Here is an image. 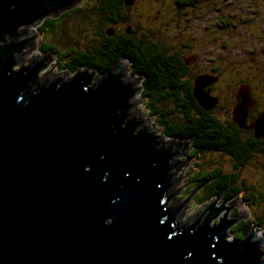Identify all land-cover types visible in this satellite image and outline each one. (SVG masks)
Returning a JSON list of instances; mask_svg holds the SVG:
<instances>
[{"label":"water","instance_id":"water-1","mask_svg":"<svg viewBox=\"0 0 264 264\" xmlns=\"http://www.w3.org/2000/svg\"><path fill=\"white\" fill-rule=\"evenodd\" d=\"M82 1L0 0V264H264V237L255 228L227 240L244 211L212 225L225 208L215 200L179 227L180 208L170 207L165 192L180 167L172 157L188 145L156 141L131 117L140 77L125 80L123 57L95 88L84 81L86 70L52 78L54 56L36 52L35 28ZM10 66L27 67L14 79ZM38 74L37 88L22 93L23 80ZM210 83L195 81L205 110L217 103L204 89ZM251 93L248 84L238 90L240 128H248ZM250 128L264 139V112Z\"/></svg>","mask_w":264,"mask_h":264},{"label":"flooded vegetation","instance_id":"flooded-vegetation-1","mask_svg":"<svg viewBox=\"0 0 264 264\" xmlns=\"http://www.w3.org/2000/svg\"><path fill=\"white\" fill-rule=\"evenodd\" d=\"M105 1L109 2V0ZM142 1L146 0H125V3H122L120 7H114L113 2L110 1L112 7H109L110 10L105 12L101 8L105 2L96 0L95 5L91 6L96 17L94 18L92 13H87L84 17L86 20L91 19L90 24L84 27L81 23L77 24V28L82 29V32H86L87 35L90 26L96 29L95 32H90L91 35L93 33L94 35L90 39L92 42L87 47L107 42L110 47L117 50L111 51L110 54L119 60L121 57L124 58V51H128L124 48L127 45L126 39H130L133 46L136 44L141 47H144L143 44L147 40L154 42L148 37L150 33L154 35L153 28H148V33H144L142 32L144 25L129 23L130 10ZM155 1L158 2V6L146 7L141 4L140 11L152 13L153 20L174 27L175 34L170 40V47L163 44L168 50L166 56H173L175 61L178 60L182 79L188 80L193 89L197 78L207 77L211 80V83L204 89L217 100V103L208 112L212 115L216 111L219 117L214 118L223 125L225 123L236 125L246 139L254 140L256 143L255 148L251 151L257 153L256 156L258 153L264 155V139L257 138L255 130L250 128L252 123L264 112V0ZM97 20H99V24ZM138 20H140L139 17ZM240 50L242 51L240 55L245 57L237 61L235 56ZM86 51L87 49H85ZM99 52L101 50L93 49L90 55L95 56ZM66 54H70V57L67 58L71 63H79L83 61L82 59L87 58H78V55H81L79 50L66 52ZM230 54H233V57L229 56ZM147 57L152 58V56H144L143 59ZM92 58L94 57H88V59ZM233 59L235 69L231 67L225 71V62L230 64ZM129 69L132 70L131 65H129ZM245 84L252 88L251 96L255 104L249 108L245 118L248 128H240L234 118L240 120L242 116L234 115L233 110L242 102L238 100V90ZM256 88L259 89V92H256ZM223 94H226L227 97L225 98ZM197 102L199 101L197 100ZM181 129L188 132L191 128H183V126L175 128V130ZM247 151L249 150L244 149L242 152L246 160L251 157L250 152ZM227 179L209 180L201 188V198L206 200L213 196L226 195L229 190L226 187ZM233 188L236 189L237 186L234 185ZM256 198V200H263L264 192L258 193ZM257 225V221L242 220L238 224L237 230L248 233Z\"/></svg>","mask_w":264,"mask_h":264},{"label":"rangeland","instance_id":"rangeland-1","mask_svg":"<svg viewBox=\"0 0 264 264\" xmlns=\"http://www.w3.org/2000/svg\"><path fill=\"white\" fill-rule=\"evenodd\" d=\"M96 0H83L82 3L73 9L66 11L65 13L61 14V16H64V21H61L59 24L60 27L57 29V33L60 36L62 33V40L59 39L58 36H56V39H58L59 42H57L58 48H60L61 51H63L66 47L74 46L76 49H85L87 48V45L91 43L90 39L93 37V35L90 34V32H95L96 29L93 26H90L88 28L87 33L82 32V29L77 28V24L81 23L83 27L85 25H89L91 22L90 20L85 19V15L87 13H92V16L95 18L96 14L95 11H92L93 5H95ZM143 4L146 7L149 6H158V2L155 0H146L137 3L133 9L130 10L131 16L129 23L130 24H140L144 25V29L142 32L148 33V28H153L155 30L154 35L150 33L148 36L150 39H152L155 43L162 42L165 45L170 47V40L173 39L175 30L174 27L168 26L167 24L164 25L158 22V20H153L152 13L149 12H143L140 11V6ZM138 17L140 20H138ZM55 19V18H54ZM99 24V20H97ZM37 30L38 38L36 40V52L38 54H43L39 49V44L43 40L45 41L48 39V34H45L42 36L40 32L38 31V28H35ZM64 30V32H63ZM98 31V30H97ZM140 37V35H139ZM164 37V38H163ZM62 41V43H61ZM64 42V43H63ZM242 51L240 50L238 54L235 56V59L241 60L245 56L240 55ZM229 56L233 57V54H230ZM58 62L55 61V58L50 63V70L52 74V78H61L62 80L71 79L75 74L79 73L78 71H75L74 73H71L68 70H61V66L65 63L64 60H61V56H58ZM124 61H126V58H123ZM234 61V59H233ZM230 61V64L226 61V69L233 67L235 69V61ZM127 62V67L123 74H125V80L128 82H133L139 77L133 73V70L129 69L130 63ZM245 68V67H244ZM86 69H79L80 73L85 71ZM88 72V71H87ZM94 72L89 71L87 75L90 76V74ZM97 71L94 72L92 75V79L95 80V82L100 81L101 76H98L97 79H94V76H96ZM140 88L135 95L132 96L131 99V117L138 119L141 124L142 128H148L149 132L153 134L155 137L154 139L156 141H161L163 137L164 143L172 142L173 139H169L168 137L164 136L162 134V129H159L155 126L156 122L154 117L149 115V110L147 108L148 101L146 102L145 98L142 97V78L137 81V84L135 86V89ZM169 90V89H168ZM194 92V89H193ZM256 92H259V89L256 88ZM223 96L226 98L227 95L223 94ZM165 104V105H164ZM157 105L160 109L163 110H169L172 108L175 113L174 115L175 120L181 123L184 119V114L181 109H176L174 106V103L170 100L167 102L160 104L157 102ZM164 105V106H163ZM150 107V105H148ZM215 107V105H214ZM213 107V108H214ZM203 108V107H202ZM212 108V109H213ZM204 109V108H203ZM211 109V110H212ZM205 110V109H204ZM206 112L210 110H205ZM220 112V110H218ZM193 114L197 115V113L192 112ZM214 117H219L218 113L214 111L212 113ZM131 119V118H130ZM151 128V129H150ZM178 131V130H176ZM175 142L180 141L181 143H185L188 145V147L183 150L184 155H175L172 157L171 165L179 164L180 167L178 171L175 172V167L172 170L173 174V181L174 184L170 188V207H178L180 208L177 216H178V224L179 227L183 225L185 222H193L194 219L199 216V214H202L203 211L206 209V207L209 204H212L213 202H216L215 207H220L221 205H224V209L219 213L217 220L212 222V225L217 224V221L222 220V218H226L228 221L230 220H236L239 218L241 213L244 211L246 213V217L243 219L240 218L235 223L230 226L227 229V240L229 242H233L236 238H239V234H244L243 231L238 232L237 227L240 221L245 220H251V221H257V226L254 227L255 230L257 228V232L260 234V236L264 237V199L263 200H256L258 193L264 192V155L261 153L256 156L257 153H254L253 151H250L251 157L242 165L239 164L238 159L233 157L232 155H229L222 151H208V150H199L194 147L193 139H174ZM174 149L176 150V147L174 146ZM216 168L221 169L224 171V173H229L236 176L235 183H231V188L237 186L238 190L236 193H234V196L232 198H228L227 194L222 196H213L210 198V200H206L204 202L200 203L201 198V188L203 185H205L206 182H201V184H198V178L201 177V174H209L211 176ZM172 177V176H171ZM214 181V180H213ZM212 181V182H213ZM243 183L246 184V187L248 189H243ZM249 187H251V191L249 190ZM199 188V193L194 195L192 198L189 199L190 194L192 191ZM236 188V189H237ZM263 188V190H262ZM235 189V190H236ZM190 191L189 195H186L187 192ZM197 191V192H198ZM186 195V196H185ZM234 201V202H233ZM232 207V208H231ZM228 208V209H227ZM231 208V209H230ZM209 210H207L206 214H209ZM205 214V215H206ZM196 220V219H195ZM248 233H246V236ZM244 236V235H243ZM243 238V237H240ZM255 240V239H254ZM264 248V245L262 246Z\"/></svg>","mask_w":264,"mask_h":264},{"label":"trees","instance_id":"trees-1","mask_svg":"<svg viewBox=\"0 0 264 264\" xmlns=\"http://www.w3.org/2000/svg\"><path fill=\"white\" fill-rule=\"evenodd\" d=\"M101 1L105 2L102 6L100 5L102 10L105 12H108L110 10L109 7H112L110 5V1L113 2L114 7H120L122 3H125V0H109L108 3L105 0ZM63 17L64 16H60L55 19L47 18L38 27V31L42 34V36L48 34V39L45 41L42 40L39 44L40 51L43 54L48 53L53 55L57 58L55 59L56 62H58V56H61V60L65 59V63L60 68L61 70H68L71 73H74L75 71H78V69L82 70L85 68L88 72L92 70L97 71L94 79H97L98 76H103L118 61L117 58L112 57L110 54L111 51L117 50L110 47L107 42L89 46V48H85L87 49L86 52L85 49L78 48L81 54L78 55V58H87L82 59L83 61L79 63H71L67 58L68 56L70 57V54H66V52H74V50H77L76 47L69 46L61 51L60 48H58L59 44H57L59 41L56 39V36H58L59 39L62 40V35H64L62 33L59 36L56 32L58 27L61 25L59 23L64 21L61 19ZM126 42L127 45L124 46V48L128 49V51H124V58H126V60L130 63L133 73L142 78V97L145 98L146 102L148 101V105H150V107L147 105L149 115L156 118L155 126L162 129V134L169 139H173L175 137L182 140L193 139L194 147L199 150L222 151L238 159L240 165L244 164L247 160L243 156L242 152L244 149H248L249 151L247 152H250L253 148H255L256 143L254 140L246 139L244 134L238 130L236 125H231L230 123H225V125H223L222 123L216 121L217 119L214 118V115L212 116L210 112H206L202 108L200 103L195 99L193 87L189 84L188 80L182 79L180 76L178 60L175 61L173 56H166L168 53L167 47H165L161 42L156 44L152 41L149 42L148 40L143 44L144 47L136 44L133 46V42H131L130 39H126ZM93 49L101 50V52L92 56L90 54ZM144 56H152V58L147 57L146 59H143ZM88 57L94 58L88 59ZM26 67L27 66H24L23 68L21 67L18 71H15V67L10 66V74H18L19 71ZM32 68H27L26 74L32 73ZM16 76L17 75H13V78L15 79ZM40 76L41 75L38 74L37 79L30 81L24 79L23 86L20 91L22 93L32 92L39 85L37 82ZM84 81H86L90 87L95 88L96 82L92 79V77L90 79L89 75H85ZM168 100H170L171 103H174L176 109L179 108L181 109L180 111L183 112L184 121L180 124L175 120L174 115H172L175 113L172 108L165 111L160 109L157 105V102L161 106V103L167 102ZM192 112L197 113L198 116ZM126 123L127 118L123 120L121 127H125ZM182 126L183 128L190 127L191 129L188 132H185L184 129L178 131L175 130V128ZM135 133H137V130H135L134 134ZM148 146H151V149H153L155 153H159L161 151L158 147L154 148L153 141H151ZM226 178H228V181L226 180L228 183L226 184V187L229 189L227 197L231 198L237 190L231 188L230 185L231 183H235L237 178L233 174L231 176L229 173H224L221 169L216 168L211 176L206 173L201 174V177L197 179L198 183L196 185L208 180H225ZM243 187L244 190L248 189L245 183H243ZM249 190L251 191V187H249ZM189 193L190 191H188L186 195H189ZM198 193L199 191L196 192V195ZM204 200V198L203 200H200V203L204 202ZM206 200L210 199L208 198ZM243 235H246V233L239 234V238L243 237Z\"/></svg>","mask_w":264,"mask_h":264},{"label":"bare ground","instance_id":"bare-ground-1","mask_svg":"<svg viewBox=\"0 0 264 264\" xmlns=\"http://www.w3.org/2000/svg\"><path fill=\"white\" fill-rule=\"evenodd\" d=\"M150 129H151V128H150ZM169 191H170V189H169L168 191L165 192V197H166V198H169V197L171 196V193H170Z\"/></svg>","mask_w":264,"mask_h":264}]
</instances>
